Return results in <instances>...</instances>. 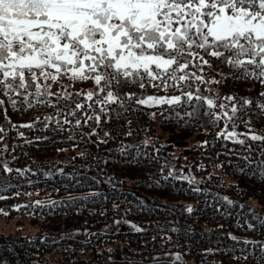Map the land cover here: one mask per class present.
I'll use <instances>...</instances> for the list:
<instances>
[{
	"label": "trees",
	"instance_id": "16d2710c",
	"mask_svg": "<svg viewBox=\"0 0 264 264\" xmlns=\"http://www.w3.org/2000/svg\"><path fill=\"white\" fill-rule=\"evenodd\" d=\"M204 58L211 68L186 70L203 80L178 82L166 91L134 84L120 89L142 97L181 96L178 105L147 107L124 97V107L120 101L95 105L83 86L64 93L54 85L50 92L57 95L42 91L39 99L45 103L29 97L32 107L10 93L17 101L14 109L0 91V150L7 148L0 160L10 161L14 170L0 167V196L5 197L0 209L18 218L17 224L30 225L28 233L0 232V264H173L175 259H153L164 253L180 254L183 264H264L259 248L264 242V141L248 139L241 145L226 139L232 131L243 139L240 134L249 129L240 120L235 129L231 123L226 127V118L214 126L204 115L206 102L195 100L197 95L219 97L218 102L239 107L241 98L251 99L247 116L238 115L250 118L251 131L264 135L259 108L264 84L238 79L239 72ZM77 92L81 95L74 99L84 109L75 110L72 99H58ZM185 92L193 94L191 103L184 102ZM229 95L236 101L223 99ZM194 105H201L198 115H185ZM102 107L107 115L100 113ZM73 110L75 117L69 114ZM85 113H99L100 123L85 125ZM24 124L33 127H19ZM117 224L122 226L116 230ZM77 231L82 238L71 235Z\"/></svg>",
	"mask_w": 264,
	"mask_h": 264
},
{
	"label": "snow or ice",
	"instance_id": "6c2138e0",
	"mask_svg": "<svg viewBox=\"0 0 264 264\" xmlns=\"http://www.w3.org/2000/svg\"><path fill=\"white\" fill-rule=\"evenodd\" d=\"M205 56L239 72L238 79L252 78L264 84V0H0V91L14 109L17 101L10 93L23 97L32 107L29 97L35 96L37 103L46 102L39 99L44 95L42 82L58 83L65 77L73 82H92L97 91H88L85 95L88 100L95 97V105L120 101L124 107L122 97L147 107L178 105L182 102L181 96L142 97L120 89L134 84L141 89L150 86L166 91L177 87L178 82L192 78L203 80L202 76L189 75L186 70L190 66L201 71L205 65L211 68ZM178 72L183 74L177 75ZM32 88H35L34 93L29 91ZM79 95L80 92L69 93L58 99H72L75 110H81L85 105L74 99ZM183 95L187 97L184 102L191 103L193 94L185 92ZM260 96L264 97V93ZM220 99L195 96L196 101L206 102L204 115L214 126L226 118V127L231 123L235 129L236 121L240 120L249 129L240 134L243 139L237 138L235 131L228 132L226 139L241 145L248 139L264 141V135L251 131L250 118L238 115L247 116L246 106L253 103L251 99L241 98L243 103L239 107L236 103H220ZM223 99L236 101L230 95ZM3 104L0 100V107ZM200 107L194 105L185 115H198ZM259 108L264 116V103ZM216 109L221 111L218 113ZM75 110L69 114L75 117ZM100 113L107 115V109L100 108ZM89 120L99 124L101 115L85 113L83 123L86 125ZM65 123L71 121L65 120ZM75 126H81L80 119L75 121ZM19 127L32 128L33 125ZM3 132L0 127V133ZM91 135H96L95 130ZM4 151L6 147L0 154ZM9 163L0 160V167L6 173L14 171ZM0 199L5 197L0 196ZM51 203L55 205L56 201ZM187 211L192 209L189 207ZM231 239L239 238L231 236ZM259 248L260 259L264 260V242H260ZM243 258L248 259L247 255ZM177 261L183 264L180 254H176L173 264Z\"/></svg>",
	"mask_w": 264,
	"mask_h": 264
},
{
	"label": "rangeland",
	"instance_id": "374dc122",
	"mask_svg": "<svg viewBox=\"0 0 264 264\" xmlns=\"http://www.w3.org/2000/svg\"><path fill=\"white\" fill-rule=\"evenodd\" d=\"M48 84H51V87H47ZM42 87H41V91H45V92H50L51 88L54 85H57L58 88H60V90L64 93H66V91L68 90H72L74 86L76 85H80L83 86L86 90L85 92L88 91H92V92H96L97 88L96 86L92 83V82H82V81H77V82H73L70 81L67 77H65L64 79L60 80L58 83H52L51 81H46V82H42ZM168 97V96H165ZM2 210V209H0ZM3 213H7V212H0V232L4 231V232H11V231H23V233H28V231L30 230L28 226H23V225H19L17 224V221L19 220L18 218H9L8 214L4 215ZM29 223V222H28ZM27 222H25L24 225L28 224ZM122 225L117 224L116 230L120 229ZM112 229L108 230L111 231ZM34 232V231H33ZM72 236L76 237V238H82L83 234H81L79 231L77 232H73L71 233ZM176 257L175 254L173 253H164L161 254L160 256H158L157 258L153 257V259H157V260H161V259H165V260H174ZM188 264H194V262H190Z\"/></svg>",
	"mask_w": 264,
	"mask_h": 264
}]
</instances>
